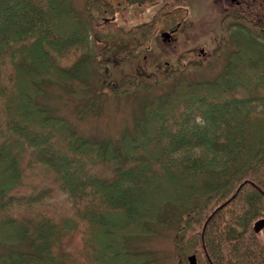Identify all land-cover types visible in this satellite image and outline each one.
Wrapping results in <instances>:
<instances>
[{
	"label": "trees",
	"instance_id": "1",
	"mask_svg": "<svg viewBox=\"0 0 264 264\" xmlns=\"http://www.w3.org/2000/svg\"><path fill=\"white\" fill-rule=\"evenodd\" d=\"M87 8L82 21L71 0H0V264H162L128 241L155 224L175 226L183 263L264 264V40L238 21L220 76L178 78L132 129L94 140L38 101L42 82L93 98L111 39L141 45L174 21L124 29L103 0Z\"/></svg>",
	"mask_w": 264,
	"mask_h": 264
},
{
	"label": "rangeland",
	"instance_id": "2",
	"mask_svg": "<svg viewBox=\"0 0 264 264\" xmlns=\"http://www.w3.org/2000/svg\"><path fill=\"white\" fill-rule=\"evenodd\" d=\"M116 1L113 0L114 18L111 19L124 29L149 19L156 8L133 6L123 9L116 4ZM87 4L88 0H71V5L81 16L82 21L90 14L95 15L88 10ZM122 9L123 13H121ZM188 19L191 20L187 24L190 35L188 43H185L183 36H180L178 45L174 47L176 42L171 43L169 50H166L164 43L155 37L163 27L159 23L153 28L150 35L152 38L149 37L141 45L136 44L134 38L111 39L109 44L115 46L110 51V59L91 81L95 88L93 98L72 96L69 87L44 80L43 91L37 96L38 101L52 114L63 116L71 128L83 138L116 140L124 131L133 128L135 119L141 116L143 103L169 91L178 78L209 81L220 76L229 53L235 48L234 35L237 26L234 25L235 23L231 24L230 19H222V15L214 6H192ZM253 19L254 23L246 22L244 18L239 19V22H242L249 33L255 32L260 40H264V20L263 30H260L261 25H256L257 19L255 17ZM203 44L207 49H216L217 53L209 57L210 61L207 58L200 66L196 63L198 61L188 59L193 58L194 54L187 57L184 50L186 46ZM165 61H169V65H166ZM186 61L183 69L182 62ZM124 79L133 83L123 82ZM134 83L137 86H134ZM102 84L107 87L102 89ZM124 88L128 90L123 91ZM68 168L73 170L72 167ZM218 206L215 209L221 207ZM212 214L213 212L208 215L206 222ZM203 224L201 234L205 228ZM152 229L153 234L130 237L129 246L135 250L154 251L153 257L162 264H188L187 255L183 263L174 248V225L155 224ZM7 247L0 243V251H4ZM197 257L199 264H204V257L201 258L199 255Z\"/></svg>",
	"mask_w": 264,
	"mask_h": 264
},
{
	"label": "flooded vegetation",
	"instance_id": "3",
	"mask_svg": "<svg viewBox=\"0 0 264 264\" xmlns=\"http://www.w3.org/2000/svg\"><path fill=\"white\" fill-rule=\"evenodd\" d=\"M103 1L111 8L114 6L113 0ZM116 4L121 6L123 9L133 6H155L156 8L151 13L149 19L144 20V22L155 19L157 14H161L162 19L174 21L172 26L161 27L159 32H157L155 35L156 38H159V40L164 43L163 46L166 47V50H169V46L173 42H176V45L174 46L176 47L180 40V36H183L184 42L188 43L190 35L187 24L191 21L188 19V17L190 14V7L192 6H214L222 15V19H230L231 24L237 23L241 18H244V21L246 22L250 21L251 23H254L253 18L255 17L257 19L255 20L257 23L255 24L261 25L260 30H263L262 25L264 20V0H117ZM123 9L121 10V13L124 12ZM111 18H114L113 10ZM258 19H261V21H258ZM216 53V49H207L205 48L204 44L202 46H186L184 50V54L187 57L190 54H194L193 58L188 59L198 61L196 63H198L200 66L201 63L205 62L207 58L215 55ZM208 61H210V58ZM186 63L187 61L182 62L183 69L185 68ZM165 64L169 65V61H165Z\"/></svg>",
	"mask_w": 264,
	"mask_h": 264
},
{
	"label": "water",
	"instance_id": "4",
	"mask_svg": "<svg viewBox=\"0 0 264 264\" xmlns=\"http://www.w3.org/2000/svg\"><path fill=\"white\" fill-rule=\"evenodd\" d=\"M205 223H206V221H205ZM205 223L203 224V227L205 226ZM263 227H264V217L257 218L252 223V229L256 233H260L262 231ZM187 262H188V264H198L196 261V256L194 253L189 254L187 256Z\"/></svg>",
	"mask_w": 264,
	"mask_h": 264
}]
</instances>
